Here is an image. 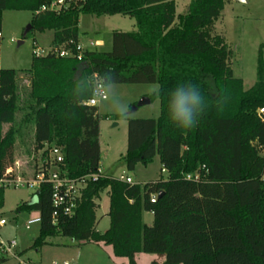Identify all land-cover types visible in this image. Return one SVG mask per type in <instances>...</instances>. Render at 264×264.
<instances>
[{"label": "trees", "instance_id": "trees-1", "mask_svg": "<svg viewBox=\"0 0 264 264\" xmlns=\"http://www.w3.org/2000/svg\"><path fill=\"white\" fill-rule=\"evenodd\" d=\"M51 1L0 0V47L2 12L25 10L34 15L31 31H52L53 50L73 54H34L24 70L0 65V169L14 162L17 132L33 123L35 148L45 143L62 147V164L70 177L96 172L102 116L98 106L88 104L91 98L71 103L69 90L77 79H94L95 74L101 78L108 72L113 84H158L160 95L150 99L160 100V115L129 119L127 151L120 161L133 171L158 155L168 177L140 184L105 174L89 182L74 213H59L56 223L52 186L43 183L34 200L15 209L41 216L33 247L63 235L111 246L114 255L129 264H138L140 252L163 259L151 264H264V60L260 50L257 80L245 89L230 65L229 45L222 34L214 33L226 0H191L175 30L169 27L176 16L175 0H87L73 2L59 14H36ZM81 14L128 16L136 30H114L110 50L80 53ZM22 73L30 84L21 93ZM179 83L198 85L208 105L190 130L174 127L167 118L168 92ZM19 112L23 117L14 126ZM5 124H12L7 132ZM191 173L198 179H187ZM106 189L110 225L101 233L96 200ZM156 193L153 202L151 194ZM4 195L0 189V209ZM143 212L153 214L152 224L143 222ZM7 261L1 253L0 264Z\"/></svg>", "mask_w": 264, "mask_h": 264}, {"label": "rangeland", "instance_id": "rangeland-1", "mask_svg": "<svg viewBox=\"0 0 264 264\" xmlns=\"http://www.w3.org/2000/svg\"><path fill=\"white\" fill-rule=\"evenodd\" d=\"M191 0H175L176 16L169 21V27L179 29L178 17L187 12ZM31 11L6 10L2 12V42L0 47V65L5 69L24 70L31 66L35 47L45 51L51 48L52 31H31L24 38L26 28L31 25ZM114 30L134 31L135 20L123 15H103L100 17L81 14L79 19V36L81 44L89 49L110 50ZM214 33L222 34L231 50L230 65L237 77L242 78L245 89L251 88L257 80L259 53L262 50L264 60V0H226L225 8L214 26ZM96 39H103L104 47H95ZM19 41H23L18 44ZM186 45H190L186 43ZM19 87L21 93L29 86V77L20 74ZM158 84H114V89L127 105L126 118L115 120L116 116L105 106L98 104L102 116L100 122L101 163L109 175L121 174L131 176L135 183L145 184L158 179H166L168 173L162 172V164L157 155L148 165L138 163L133 171L128 170L120 161L128 146V121L132 118H157L160 115V100L138 107H132L143 97L153 96L152 89ZM110 118L105 119L104 116ZM23 117V112L17 115V125ZM12 124L3 126L7 132ZM35 139L33 123L23 127L16 134L14 161L31 167L35 154ZM35 190L28 187H11L5 190L4 206L0 209V217L7 224L0 228L3 239L15 238L17 246L15 253L4 254L7 264H129L125 257H116L111 246L95 242H79L70 237L57 235L48 237L39 248L33 247L34 239L39 235L40 224H34L29 229L24 227L27 220L39 215L37 211L16 213L15 209L23 202H30ZM109 195L107 189L101 193V204L98 215L102 218L98 230L105 232L108 217L104 216ZM145 223L152 224L153 216L146 214ZM138 264H151L153 260L159 263L163 259L156 254L141 252L136 258Z\"/></svg>", "mask_w": 264, "mask_h": 264}, {"label": "built area", "instance_id": "built-area-1", "mask_svg": "<svg viewBox=\"0 0 264 264\" xmlns=\"http://www.w3.org/2000/svg\"><path fill=\"white\" fill-rule=\"evenodd\" d=\"M87 0H53L48 4H44L36 11V14L46 11H53L56 14L69 8L73 2H85ZM1 35V33H0ZM97 45V42H95ZM77 50L81 53L83 50L80 44L77 45ZM54 51L60 56L73 55L67 49L53 47L45 51L41 47H35L34 54L37 56L45 55L48 52ZM79 57H81L79 55ZM94 79H100L95 74ZM88 104L98 106L99 102L93 97L88 101ZM260 113H264V108L260 109ZM33 157V165L31 167L23 166L19 161H14L5 169H0V189H8L11 187H28L39 191L43 183H49L52 186L51 200L54 206L53 223H56L59 213L72 215L82 200L83 191L91 181H97L101 176H104L103 167L100 165L96 172L84 175L78 178H72L68 175L67 170L63 167L64 152L63 148L57 145L45 143L42 148L36 149ZM162 172H166L162 169ZM118 178L129 183H135L133 178L128 175L121 174ZM187 179H198V175L187 174ZM34 193V194H35ZM157 199V193L151 194V201ZM7 224L4 217H0V228ZM34 224H41L40 214L26 221L24 227L29 229ZM17 246L15 238L3 239L0 235V254L15 253L14 248ZM64 264H69L65 262Z\"/></svg>", "mask_w": 264, "mask_h": 264}, {"label": "clouds", "instance_id": "clouds-1", "mask_svg": "<svg viewBox=\"0 0 264 264\" xmlns=\"http://www.w3.org/2000/svg\"><path fill=\"white\" fill-rule=\"evenodd\" d=\"M152 92L160 95L158 87L153 88ZM93 97L116 116L126 118L127 105L115 91L108 72L100 79L87 76L77 79L69 90L71 103ZM207 107L201 88L196 84L179 83L168 92L167 118L178 129L190 130L195 127Z\"/></svg>", "mask_w": 264, "mask_h": 264}, {"label": "crops", "instance_id": "crops-1", "mask_svg": "<svg viewBox=\"0 0 264 264\" xmlns=\"http://www.w3.org/2000/svg\"><path fill=\"white\" fill-rule=\"evenodd\" d=\"M95 42H97V45H95ZM95 42H94V46L95 47H104L105 46V42H104V40L103 39H96L95 40ZM79 44L82 46V48L83 49H89V48H86V47H84L82 44H81V42H80V36H79ZM100 133H101V128H100ZM100 139V138H99ZM100 146H101V142H100ZM126 153V152H125ZM100 165L103 167V165H102V163H101V161H100ZM103 169H104V167H103ZM104 172L106 173V174H109L105 169H104ZM114 176H116L115 174H114ZM120 176V175H119ZM119 176H116V177H119ZM107 192H108V189H107ZM102 193V192H101ZM100 198H101V195H100ZM99 199H97L96 200V202H97V204L99 205V207H98V209H97V217H98V224H97V229H98V225H99V223H100V221L102 220V216L100 217L99 215H98V210L100 209V207H101V204H100V202L98 201ZM109 207H110V199L108 198V205H107V209H106V211L104 212V216H107L108 217V224H107V226H106V229H105V231L108 229V227H109V225H110V218H109V216L107 215L108 214V212H109ZM146 214L148 215V214H151V216H153V214L152 213H150V212H143V215H142V217H143V222L145 223V221H144V218H145V216H146ZM153 223V222H152ZM145 224H147V225H150L149 224V222H147V223H145ZM99 232H101L100 230H98ZM101 233H103V232H101ZM112 248V247H111ZM112 251H113V248H112ZM141 253V252H140ZM140 253H138L137 255H136V258H137V256L140 254ZM114 254V253H113Z\"/></svg>", "mask_w": 264, "mask_h": 264}, {"label": "water", "instance_id": "water-1", "mask_svg": "<svg viewBox=\"0 0 264 264\" xmlns=\"http://www.w3.org/2000/svg\"><path fill=\"white\" fill-rule=\"evenodd\" d=\"M238 1H241V2H245L246 0H238ZM30 28H32L31 25H29L25 32H24V36L28 33V31L30 30ZM23 41H19L18 44H21ZM151 102V99L149 97H143L142 99H140V101H138L133 107H132V111L136 110L138 107L140 106H143L145 104H148ZM163 194V192L161 191L159 193V196H161ZM35 199V197L33 198V200Z\"/></svg>", "mask_w": 264, "mask_h": 264}]
</instances>
